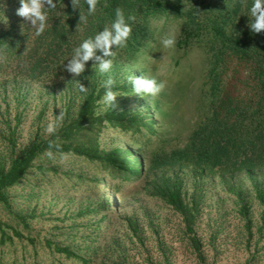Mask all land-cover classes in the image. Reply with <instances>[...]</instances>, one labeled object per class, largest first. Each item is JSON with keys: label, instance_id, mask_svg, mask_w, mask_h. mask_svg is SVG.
<instances>
[{"label": "rangeland", "instance_id": "374dc122", "mask_svg": "<svg viewBox=\"0 0 264 264\" xmlns=\"http://www.w3.org/2000/svg\"><path fill=\"white\" fill-rule=\"evenodd\" d=\"M5 2L6 7L0 9V40L6 42L0 47V162L8 165L13 152L19 154L35 141L50 138L53 133L46 132L47 125L60 113L63 120L56 130L74 121L92 88L103 97L101 81L105 77L93 68L99 60L86 63L80 77L67 71V60L83 32L67 39V47L61 48V35L36 37L27 25L23 32V20L15 14L18 0ZM250 4L247 0L243 7ZM59 17L60 13L49 19V28L55 24L60 28ZM150 31L139 63L123 62L124 53L116 50L111 74L116 80L114 91L122 96L116 97L111 110H103L99 103L96 107L101 115L129 109L159 124L157 136L138 137L141 142L132 148L131 132L109 129L99 137L100 150L131 149L130 158L140 161L142 173L122 182L85 158L43 155L9 190L12 209L31 219L32 237L71 243L91 259L90 264H264V230L259 231L262 208L255 200V187L264 184V172H229L226 182L197 168L186 156L187 161L172 155L186 150L207 96L209 47H178L180 24L170 18L151 19ZM168 35L176 39L172 49L161 44ZM130 75L155 78L165 87L155 97L133 91L126 95L123 87ZM75 80L89 88L86 95L78 92ZM163 175L181 178L187 200L197 203L195 231L203 246L202 259L193 252L179 214L151 193L156 179ZM0 220L23 228L3 206ZM130 222L137 224V233ZM0 264L78 263L51 251L36 253L16 240L12 245L0 244Z\"/></svg>", "mask_w": 264, "mask_h": 264}, {"label": "trees", "instance_id": "16d2710c", "mask_svg": "<svg viewBox=\"0 0 264 264\" xmlns=\"http://www.w3.org/2000/svg\"><path fill=\"white\" fill-rule=\"evenodd\" d=\"M246 1L98 0L97 13L88 17L86 23H81L79 10H73L71 0H61L57 11L51 13L49 19L60 13L59 21L63 20L64 23H60V28L59 24H55L44 35H61V48H64L69 43L67 39L83 32L80 43L97 31H103V27L114 18V10L120 7L126 19L129 15L135 17L134 21H129L132 34L128 45L121 49L125 55L123 62L133 65L144 59L143 51L151 38L150 20L162 16L177 21L180 24L178 47L208 46L211 66L207 96L190 132V142L184 152L179 150L172 155L185 161L187 157L189 161H194L197 168L211 172L212 176H221L222 180L228 182L229 172L232 175L243 170L252 174L256 171L264 172V32L254 34L247 27L248 8L243 7ZM252 2L248 0V3ZM81 4L86 12L84 0H81ZM5 44L4 40H0V47ZM95 56L104 57L103 50L97 49ZM95 56L85 63H96L98 60ZM116 89L117 86H114L113 90ZM123 91L126 95L131 94V85H125ZM96 92L97 89L92 88L74 121L63 124L50 138L35 141L19 154L13 152L8 165L0 162V206L8 211L13 221H19L17 226H23L20 229L0 220L1 245H12L17 240L24 242L36 253L39 250L51 251L66 260L90 264L91 259L82 256L80 250L75 249L71 243L32 237L29 233L31 219L13 211L9 190L29 174L41 156L46 155L49 141L60 145L59 151L52 149L54 156L63 152L65 155L85 158L99 164L105 173L115 175V179L119 178L122 182L142 173L140 161L130 158L131 149L100 150L99 137L102 131L109 129L131 132L132 148L141 142L136 140L138 137L146 139L147 135L157 136L159 124L153 123V120L146 121V116L143 118L129 109L99 114L96 107L102 93L96 95ZM184 187L181 178L163 175L156 179L151 193L179 214L193 252L202 259L203 246L195 231L197 203L187 200ZM255 200L262 208V226L259 231H263L264 184L256 185ZM129 226L137 233V224L130 222ZM248 229L252 236L251 226Z\"/></svg>", "mask_w": 264, "mask_h": 264}, {"label": "clouds", "instance_id": "9594fccd", "mask_svg": "<svg viewBox=\"0 0 264 264\" xmlns=\"http://www.w3.org/2000/svg\"><path fill=\"white\" fill-rule=\"evenodd\" d=\"M18 3L19 7L15 10V14L23 20L22 31L24 32V26L27 25L36 37H40L49 28L50 14L57 11V5L61 3V0H18ZM84 3L87 5L86 12L83 9L81 0H71L73 10H79V22L81 23H86L88 17L97 13L98 0H84ZM4 7H6L5 0H0V9ZM248 16L250 19L247 27L250 31L254 34L264 32V0H253L248 7ZM134 20L135 17L132 15H129L126 19L124 10L117 7L114 10V18L103 27V31H97L93 36L83 39L78 46L72 49L71 57L67 60V71L76 77H80L86 70L85 62L95 56L97 49H102L104 56L109 57V59L105 60L95 56V59L99 60L100 63L99 65H93L95 72L105 77L101 81V87L105 89L104 95L98 102L103 105V110L114 108L116 97L122 96L119 91L113 90L116 80L111 71L116 57V50L124 49L128 45V40L132 34V24L129 21ZM59 22L64 23L63 20ZM175 43L174 35H168L161 41L164 49L174 48ZM114 48L115 50H113ZM127 80L133 93L142 97H148L149 95L155 97L165 87L163 82H158L155 78H146L145 76L135 77L130 75ZM75 86L81 94L86 95L89 91V88H86L79 80H75ZM62 120L63 113H60L54 120L49 121L46 132L49 134L54 133ZM53 148L59 151L60 145L49 141L46 155L50 159L54 158ZM60 156L63 159L65 154L60 152Z\"/></svg>", "mask_w": 264, "mask_h": 264}]
</instances>
